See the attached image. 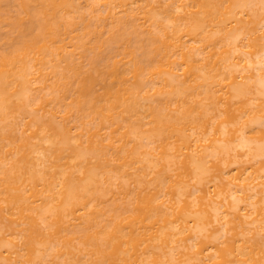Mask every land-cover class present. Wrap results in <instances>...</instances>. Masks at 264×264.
Masks as SVG:
<instances>
[{
  "label": "bare ground",
  "instance_id": "obj_1",
  "mask_svg": "<svg viewBox=\"0 0 264 264\" xmlns=\"http://www.w3.org/2000/svg\"><path fill=\"white\" fill-rule=\"evenodd\" d=\"M15 2L0 264H264V0Z\"/></svg>",
  "mask_w": 264,
  "mask_h": 264
},
{
  "label": "rangeland",
  "instance_id": "obj_2",
  "mask_svg": "<svg viewBox=\"0 0 264 264\" xmlns=\"http://www.w3.org/2000/svg\"><path fill=\"white\" fill-rule=\"evenodd\" d=\"M8 2H11V6H10V4H9V6L10 7H8V5H7V7H4V9H3V11L5 12V14L7 15V16H12V15H14L15 13H16V11L18 10V7L16 6V2H15V0H8ZM12 4H13V6H12ZM6 6V5H5ZM7 29V27L6 26H3V31L4 30H6ZM47 82V81H46ZM46 82L44 83V84H46ZM38 86V85H37ZM29 119V118H28ZM26 119H24V121H25ZM23 121V122H24Z\"/></svg>",
  "mask_w": 264,
  "mask_h": 264
}]
</instances>
